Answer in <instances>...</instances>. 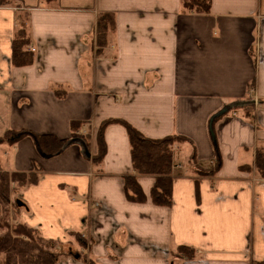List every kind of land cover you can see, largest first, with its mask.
Segmentation results:
<instances>
[{"label":"crops","instance_id":"obj_1","mask_svg":"<svg viewBox=\"0 0 264 264\" xmlns=\"http://www.w3.org/2000/svg\"><path fill=\"white\" fill-rule=\"evenodd\" d=\"M16 3L0 8V138L25 131L69 141L54 155L28 136L0 142V170L37 176L18 191L19 219L59 245L78 244L72 235L80 236L96 264L264 261V179L239 170L253 166L255 149L264 147V0H210L206 14L185 12L181 0ZM18 11L33 55L25 67L11 63ZM101 14L110 16L104 47L97 46ZM244 106L251 112L231 111ZM108 120L148 139L189 141L173 147L169 207L151 203L155 179L133 171L121 125L104 129L105 155L93 161ZM196 167L216 169L189 171ZM127 176L136 178L144 203L125 198ZM180 246L194 257L175 256Z\"/></svg>","mask_w":264,"mask_h":264},{"label":"trees","instance_id":"obj_2","mask_svg":"<svg viewBox=\"0 0 264 264\" xmlns=\"http://www.w3.org/2000/svg\"><path fill=\"white\" fill-rule=\"evenodd\" d=\"M181 5L185 12L206 14L210 11V0H181ZM16 7L15 0H0V8ZM17 14L19 27L13 33L11 63L14 67H25L32 63L33 55L27 50V47L30 45V36L26 27L27 18L20 11ZM109 19L110 16L108 14H101L98 17L96 33L98 47H104L106 44ZM54 94L61 98L65 94V91L56 89L54 90ZM239 108H242L245 113H249L251 112L252 106L233 107L231 111L235 112ZM110 124H119L126 132L133 171L139 176L154 177L155 182L149 194L151 203L157 207H169L172 200L171 171L175 167L173 147L175 145L181 146L189 141L181 136H168L159 140L148 139L125 121L108 120L101 125L98 131L97 153L93 158L96 164L100 163L105 155L106 145L103 138V131ZM76 127H78L77 123L71 124V130L73 132ZM25 136L32 138L38 150L44 155L59 153L69 142L67 140H57L52 136H34L25 131H6L0 138V142L12 145ZM189 158V161H194V153ZM216 160L217 163L220 161L218 152L216 153ZM196 168L200 169L198 167ZM214 169L216 168L201 170H204L203 175H210L213 174ZM239 170L241 172L255 171L258 178L264 179V147L259 146L255 149L253 166L240 165ZM36 181L37 176L34 173L0 172L1 208L4 204L3 195L5 197L8 194V182L15 185V190L19 191L20 189L35 184ZM123 189L128 202L144 203L146 201V196L134 176L124 178ZM14 206L18 207L16 204ZM0 211L3 213L4 209ZM36 233L33 228L25 224H20L10 234H7L3 240L0 239V255L3 256L0 264H56L57 262L54 260V256L50 255L48 250L50 249V244L59 243L45 240ZM182 251L185 252L182 253ZM194 253L195 251L193 249L180 246L177 248L175 256L192 259ZM90 261L88 264H96L94 261ZM254 264H264V261Z\"/></svg>","mask_w":264,"mask_h":264},{"label":"rangeland","instance_id":"obj_3","mask_svg":"<svg viewBox=\"0 0 264 264\" xmlns=\"http://www.w3.org/2000/svg\"><path fill=\"white\" fill-rule=\"evenodd\" d=\"M15 4H17L16 0H15ZM183 164L184 166H187L189 163L186 165L185 161L183 160ZM190 170L196 172L197 174H203L204 172V170L201 169H197L198 171H196L191 168L189 169V171ZM0 172H2V170H0ZM3 199H4L3 207L1 208L0 205V210L4 209L3 213H1L0 211V239L2 240L6 237L7 234H10L15 227H17L20 224H25L19 219L18 213L21 209L19 207L14 206L16 204V200H19L18 191L15 190V185L8 182V194L5 197L3 195ZM72 237L74 238L75 241L78 242V244L77 243L75 245H59L57 243L50 244V249L48 250L49 254L54 256V260H56V262H62L64 261V258L67 257L73 259L74 256H80L83 257L84 259L78 261L77 263L80 262L84 263V261H86V264H88L89 262H91L90 257L87 255V251H86V249L87 248L89 249L90 247V245H86L87 241L78 235L77 236L72 235ZM184 252L185 251H182V253ZM2 260H3V256L0 255V262H2Z\"/></svg>","mask_w":264,"mask_h":264},{"label":"water","instance_id":"obj_4","mask_svg":"<svg viewBox=\"0 0 264 264\" xmlns=\"http://www.w3.org/2000/svg\"><path fill=\"white\" fill-rule=\"evenodd\" d=\"M240 104H241V103H237V105H240ZM244 104H248V103H244ZM225 111H226V110L221 111L217 116L223 114ZM16 205H17L18 207H21V206H23V203H22L21 201L17 200V201H16Z\"/></svg>","mask_w":264,"mask_h":264}]
</instances>
